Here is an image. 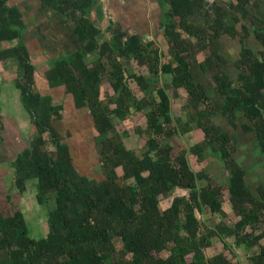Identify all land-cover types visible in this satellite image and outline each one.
Returning <instances> with one entry per match:
<instances>
[{
	"label": "trees",
	"instance_id": "16d2710c",
	"mask_svg": "<svg viewBox=\"0 0 264 264\" xmlns=\"http://www.w3.org/2000/svg\"><path fill=\"white\" fill-rule=\"evenodd\" d=\"M9 1L0 0V41L14 44L15 56L25 67L19 85L26 91L25 103L37 101L26 107L38 128L30 150L15 166L24 180L35 181L42 205L47 206L51 197L55 205L53 210L48 206V228L41 238L29 235L22 214L0 218L3 249L24 254V262L12 264H242L239 251L250 245H256L258 252L248 256L247 262L264 264V191L254 196L247 189L245 173L234 161L235 144L213 122L216 108L210 98L192 82L195 59L190 42L178 35L171 56L166 57L138 37L126 40L112 26L109 38L99 44L102 29L91 17L93 0H41L45 9L72 26L84 44L83 72L72 59L60 62L55 71L79 107L98 108L94 121L103 179L90 187L89 178L77 172L68 147L53 127L62 113L53 110L50 98L33 94L34 68L19 41L25 30L23 15ZM163 2L170 29L177 26V16L185 21L192 11L187 3L177 8L180 0ZM216 41L210 40L209 49L216 48ZM203 65L214 71L222 89L224 114L233 123L238 113L245 114L249 128L260 136L264 153V55L254 57L237 82L222 73L212 51ZM143 66L149 75L170 73L172 81L153 87L147 76L140 75L137 91L128 88L125 72ZM108 77L114 81L115 92L104 104L100 89ZM173 88L186 89L185 109L197 112L205 135L203 144L178 158H173L170 146L176 132H166L159 122L170 114L168 92ZM133 110L143 112L146 121L133 127L131 137L129 129L113 124V118L126 124ZM190 157L198 164L209 158L226 164L231 177L230 215L223 210L225 189L206 172H195ZM202 182L207 185L201 186ZM166 201H171L170 207L162 212L160 204ZM206 211L229 220V225L211 227L204 219ZM53 217H58L56 222L51 221ZM219 244L221 252L216 251Z\"/></svg>",
	"mask_w": 264,
	"mask_h": 264
},
{
	"label": "crops",
	"instance_id": "0c3cea01",
	"mask_svg": "<svg viewBox=\"0 0 264 264\" xmlns=\"http://www.w3.org/2000/svg\"><path fill=\"white\" fill-rule=\"evenodd\" d=\"M185 3L192 6V11L185 21H181L180 16H177V26L174 29L168 26L167 9L163 0H93L91 17L102 29L98 37L99 44L109 38V28L112 26H117L126 40L129 37H138L144 45H151L166 57L171 56L178 35L190 42L191 53L195 59L191 67L192 82L204 90L216 108L213 122L232 139L236 146L234 161L245 173L246 187L251 194L259 196L260 192L264 191V153L260 148V136L249 128L251 124L245 114L238 113L234 123L224 114L225 97L222 89L214 71L203 64L212 51L222 73L237 82L244 76L245 69L254 57H263L264 0H180L177 8L183 7ZM9 5L18 8L23 15L25 30L19 41L25 45L34 68L33 94L50 98L54 104L53 110L62 113V118L53 123V127L62 137V143L68 147L77 172L89 178V186L92 180L97 184L100 177H97L96 171L87 174L77 168L78 151L80 154L83 152L73 147V139L80 136L79 134H84L85 140L88 138V141L81 139V148L82 144L87 142L84 150L89 149V154H83V158H89L91 168H98L100 165L101 169L99 157L96 163L97 160L91 155L93 146L97 153L94 117L98 108L79 107L75 95L55 71L60 62L72 59L83 72L85 58L81 36L63 17L45 9L41 0H10ZM221 26L217 32L216 29ZM212 38H216L218 42L213 50L209 49ZM13 49V43L0 41V218L8 220L22 214L29 235L41 238L48 228V206L53 197L48 200L47 206L42 205L38 200L35 181L24 180L16 170L15 165L21 156L30 150L38 128L26 107L29 103L32 106L37 105V101L33 99L25 103L26 91L19 85V80L25 75V67L15 56ZM172 65H176L173 59ZM140 75L147 76L149 84L153 87H160L172 81L170 73L149 75L146 66H143L139 69L129 68L125 72V85L137 91L136 78ZM109 77L100 89V100L104 104L115 92L112 84L114 81ZM168 94L170 114L160 118L159 122L166 132H176L170 146L173 158H178L189 153L194 146L203 144L205 135L198 123L197 112L193 108L185 109V103L188 101L186 89L173 88ZM70 110L75 112L77 123L64 126ZM145 121V114L136 110H133L131 120L126 124H122L116 117L113 118V124L123 130L129 129L131 137L133 127ZM130 141L133 143V139ZM144 143L141 141L140 146ZM190 163L195 172H206L217 186L225 189L223 210L230 215L232 210L227 189L230 188L231 177L226 164L215 158L198 164L193 157H190ZM96 184L90 187H95ZM206 185L205 182L201 183V186ZM175 193L189 195L184 191ZM170 204L171 201L163 210L161 207L162 212L166 211ZM39 213H43L44 217L38 216ZM199 216V220H202L203 217ZM204 219L211 227L223 228L229 225V220L214 216L210 211H206ZM219 245L223 250V246ZM239 255L241 256L240 253ZM24 259V254L18 251L3 249L0 227V264L22 263ZM241 262L245 263L242 258Z\"/></svg>",
	"mask_w": 264,
	"mask_h": 264
},
{
	"label": "rangeland",
	"instance_id": "374dc122",
	"mask_svg": "<svg viewBox=\"0 0 264 264\" xmlns=\"http://www.w3.org/2000/svg\"><path fill=\"white\" fill-rule=\"evenodd\" d=\"M74 113L75 112H73V111H69V115L67 116V121H66V123L64 124V126H67V125H69V124H72V125H74L75 123H77V116H75L74 115ZM117 121V122H116ZM115 122L119 125L120 123L118 122V120L117 119H115ZM120 126V125H119ZM80 136H76V138L75 139H73V147L76 149V147L78 148V150L80 149L81 150V152H83V154H84V156H85V154L86 153H88L89 154V149H87L86 148V150H84V146L86 147L88 144H87V142L86 143H84V144H82V148H81V139L83 138L84 139V134H79ZM86 140L88 141V138H86ZM85 139H84V141H86ZM79 141V142H78ZM90 142V141H89ZM90 145V144H89ZM83 150V151H82ZM83 154H80V151H78V156L76 157V161L78 162V164H77V168H79V170L81 171V172H85V173H87V174H91L92 172H94V171H96V175H97V177L99 176L100 178V180H102L103 179V177H102V170L100 169V165H99V167L98 168H96V167H94V168H91V164H90V160H89V158H83ZM87 155V154H86ZM91 155L93 156V158H95V160H97L96 161V163H98V155H97V153H96V149H95V147L93 146L92 147V149H91ZM81 156V157H80ZM89 156V155H88ZM83 160H82V159ZM121 172V171H120ZM95 185L96 184V181H94V180H92L91 181V183H90V186H92V185ZM150 196H151V198H153L154 196L153 195H151L150 194ZM164 204V203H163ZM169 205V201H166L165 202V204L164 205H160V207H162V210L166 207V206H168ZM49 206H50V208L51 209H54V207H53V201H49ZM41 216V218H43L44 217V214L43 213H39L38 214V216ZM57 218L58 217H53L52 218V222H56L57 221ZM44 220V219H43ZM221 250H222V247L220 246V245H218V247L216 248V251L217 252H221ZM256 251H258V248H257V246L256 245H250V246H244V247H242L241 248V251L239 252L240 254H241V258L243 259V261H245V263L243 262V264H249L248 262H247V260H246V258L248 257V255L250 256L252 253H254V252H256ZM248 254V255H247ZM246 257V258H245ZM245 258V259H244Z\"/></svg>",
	"mask_w": 264,
	"mask_h": 264
},
{
	"label": "water",
	"instance_id": "95a60500",
	"mask_svg": "<svg viewBox=\"0 0 264 264\" xmlns=\"http://www.w3.org/2000/svg\"><path fill=\"white\" fill-rule=\"evenodd\" d=\"M196 217H197L198 219H200V216H199V214H198V213H196Z\"/></svg>",
	"mask_w": 264,
	"mask_h": 264
}]
</instances>
